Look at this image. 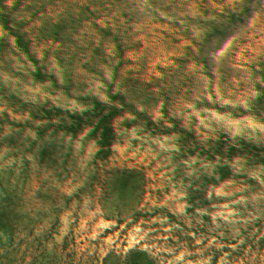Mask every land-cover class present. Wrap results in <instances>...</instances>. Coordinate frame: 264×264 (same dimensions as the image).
<instances>
[{"label": "rangeland", "instance_id": "374dc122", "mask_svg": "<svg viewBox=\"0 0 264 264\" xmlns=\"http://www.w3.org/2000/svg\"><path fill=\"white\" fill-rule=\"evenodd\" d=\"M45 1L0 11V264H264L226 226L230 201L264 192V63L244 46L264 18ZM199 59L214 85L188 77ZM207 89L228 94L198 105ZM67 117L81 134L49 143Z\"/></svg>", "mask_w": 264, "mask_h": 264}, {"label": "trees", "instance_id": "16d2710c", "mask_svg": "<svg viewBox=\"0 0 264 264\" xmlns=\"http://www.w3.org/2000/svg\"><path fill=\"white\" fill-rule=\"evenodd\" d=\"M6 1L7 0H0V11H3L2 6L5 5L3 3H5ZM59 1L60 0H46L45 3L48 4L47 8L50 11L52 10L54 13H57L59 11L57 9V7L60 4ZM196 1L198 4H201L202 6L205 7V9H207V14L210 18L209 20L211 21V24L216 23L222 28L225 27L226 23L235 22L238 18L245 21L249 20L248 19L249 16L250 17L256 16V18H260V19L264 18V0H196ZM224 19H226V21H223ZM245 40H247L248 42L246 43L247 45H244L243 43V45L247 49L245 53L256 57L258 56L259 58L261 57L263 61L262 63H264V37L255 36L251 40V42H249L247 38H245ZM212 63H213L212 60L199 59L192 64V68L189 70L188 77L192 78V81L194 80L193 81L194 87L200 86L202 88L204 84L214 85V81L217 74H215V68L212 67ZM255 75L258 78L261 77V81L264 82V71L263 73H256ZM1 87L2 84L0 83V107H3L5 106V104L1 100H4L6 103L7 98L5 95H3ZM213 88L216 89L215 86H213ZM246 92H247L246 90H240V89H238V91L233 90V97H235V102L232 103V107L241 105L240 104L241 97L245 95ZM226 94H228L227 91L225 94H221L216 90L209 91V89H207L202 93L201 99L199 98L198 105L209 104L210 100L216 97L220 99L222 95L224 97V95ZM251 95L252 94H248V97H251ZM263 95H264V87H262V85L260 84V89L258 90L257 96L254 98V101L255 102L258 101V99H260V96ZM91 104L85 105L84 106L85 108L80 109L77 112L95 111L96 107L90 106ZM73 122L74 120L69 119V117H67V121H65V124L60 123V125L56 127V129L60 131L59 132L55 131L57 132V134L54 135L51 139H49L48 142L50 143L54 140V142L60 144L61 147V145H63L62 143L63 141L69 143L71 142V140H76L78 135H80L81 133L73 131V127H74ZM75 144H77V142ZM255 187L256 186H252L251 190H254Z\"/></svg>", "mask_w": 264, "mask_h": 264}, {"label": "clouds", "instance_id": "9594fccd", "mask_svg": "<svg viewBox=\"0 0 264 264\" xmlns=\"http://www.w3.org/2000/svg\"><path fill=\"white\" fill-rule=\"evenodd\" d=\"M228 234L244 257L264 258V192L247 194L230 201Z\"/></svg>", "mask_w": 264, "mask_h": 264}]
</instances>
